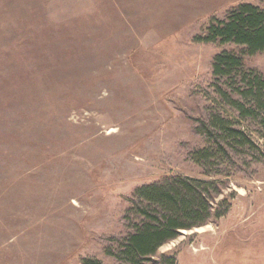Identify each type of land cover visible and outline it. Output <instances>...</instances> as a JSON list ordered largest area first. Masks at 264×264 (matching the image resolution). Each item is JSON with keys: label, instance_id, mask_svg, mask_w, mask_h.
<instances>
[{"label": "rangeland", "instance_id": "1", "mask_svg": "<svg viewBox=\"0 0 264 264\" xmlns=\"http://www.w3.org/2000/svg\"><path fill=\"white\" fill-rule=\"evenodd\" d=\"M240 2L264 7L0 0V264H131L119 250L141 220L135 189L179 174L217 182L226 211L141 264H264V110L241 115V78L213 74L240 46L196 40ZM244 61L264 74V51ZM215 116L253 144L212 134ZM218 142L228 155L193 159Z\"/></svg>", "mask_w": 264, "mask_h": 264}, {"label": "trees", "instance_id": "2", "mask_svg": "<svg viewBox=\"0 0 264 264\" xmlns=\"http://www.w3.org/2000/svg\"><path fill=\"white\" fill-rule=\"evenodd\" d=\"M196 40L233 42L240 46L241 51L223 50L215 56L213 74L228 76L234 82L241 78L237 88L241 98L231 99L241 115L254 116L264 110V74L247 68L244 61L246 54L264 51V7L251 2L233 5L224 18H212L205 32ZM246 99L251 104H247ZM212 124V134L237 139L244 145L253 144L243 129L232 127L226 118L215 116ZM221 152L228 155L226 145L218 142L214 147L204 146L193 151L192 157L204 165L205 161ZM220 191L217 182L180 174L138 186L129 212L135 213L141 220L134 222V231L124 238L119 257L131 264H141L156 255L160 246L176 238L181 229L201 226L222 216L226 210H218L211 201L213 194ZM163 257H166L167 263L176 264L175 255ZM81 264L103 262L94 257H83Z\"/></svg>", "mask_w": 264, "mask_h": 264}, {"label": "bare ground", "instance_id": "3", "mask_svg": "<svg viewBox=\"0 0 264 264\" xmlns=\"http://www.w3.org/2000/svg\"><path fill=\"white\" fill-rule=\"evenodd\" d=\"M113 130H114V127L110 129V131H113ZM204 228H205L204 226H201V227H198L197 230L198 229H204Z\"/></svg>", "mask_w": 264, "mask_h": 264}]
</instances>
